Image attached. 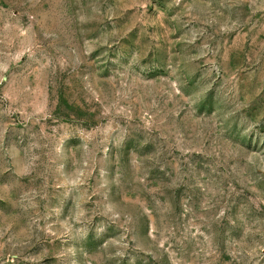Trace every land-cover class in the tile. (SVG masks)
I'll list each match as a JSON object with an SVG mask.
<instances>
[{"label":"rangeland","instance_id":"374dc122","mask_svg":"<svg viewBox=\"0 0 264 264\" xmlns=\"http://www.w3.org/2000/svg\"><path fill=\"white\" fill-rule=\"evenodd\" d=\"M0 264H264V0H0Z\"/></svg>","mask_w":264,"mask_h":264}]
</instances>
